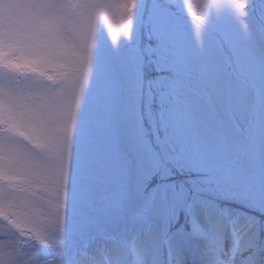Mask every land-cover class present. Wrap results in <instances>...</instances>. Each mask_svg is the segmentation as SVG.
<instances>
[{
    "label": "snow or ice",
    "instance_id": "1",
    "mask_svg": "<svg viewBox=\"0 0 264 264\" xmlns=\"http://www.w3.org/2000/svg\"><path fill=\"white\" fill-rule=\"evenodd\" d=\"M198 6L0 0V264H264V0Z\"/></svg>",
    "mask_w": 264,
    "mask_h": 264
},
{
    "label": "rangeland",
    "instance_id": "2",
    "mask_svg": "<svg viewBox=\"0 0 264 264\" xmlns=\"http://www.w3.org/2000/svg\"><path fill=\"white\" fill-rule=\"evenodd\" d=\"M188 2L192 4L191 14H189V9L185 8L183 17H182V26L186 34L190 32L192 25L195 23L194 17L201 13L202 10L198 5H200L203 2V0H188ZM216 24L220 28L233 29L236 27V25L227 17L218 19L216 21ZM113 27L115 30L116 25L114 24ZM107 44L109 46L111 45L110 35H107ZM28 243H31V242L29 241Z\"/></svg>",
    "mask_w": 264,
    "mask_h": 264
}]
</instances>
